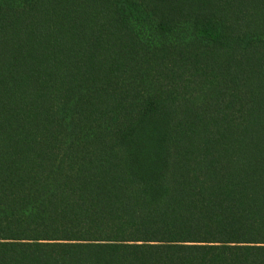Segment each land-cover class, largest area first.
I'll return each instance as SVG.
<instances>
[{
	"label": "trees",
	"instance_id": "obj_1",
	"mask_svg": "<svg viewBox=\"0 0 264 264\" xmlns=\"http://www.w3.org/2000/svg\"><path fill=\"white\" fill-rule=\"evenodd\" d=\"M0 264H264V0H0Z\"/></svg>",
	"mask_w": 264,
	"mask_h": 264
}]
</instances>
